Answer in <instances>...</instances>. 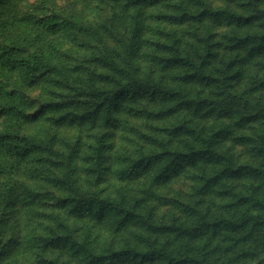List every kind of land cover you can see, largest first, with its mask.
<instances>
[{
  "label": "trees",
  "instance_id": "trees-1",
  "mask_svg": "<svg viewBox=\"0 0 264 264\" xmlns=\"http://www.w3.org/2000/svg\"><path fill=\"white\" fill-rule=\"evenodd\" d=\"M221 1L0 0V264H264V0Z\"/></svg>",
  "mask_w": 264,
  "mask_h": 264
},
{
  "label": "rangeland",
  "instance_id": "rangeland-1",
  "mask_svg": "<svg viewBox=\"0 0 264 264\" xmlns=\"http://www.w3.org/2000/svg\"><path fill=\"white\" fill-rule=\"evenodd\" d=\"M221 2V0H214V4H220ZM121 5V0H26L18 13L19 15L34 13L39 16L45 14H57L66 19L86 21L88 24L99 28L108 40L113 41L116 38V36L113 35V30H115L116 26L121 25L125 15ZM25 29L30 30V27H26ZM229 29V27L223 26L218 27L217 31L218 34H222L229 31ZM73 45L77 47L75 43H73ZM259 61H264V54L252 58L248 65L249 69L253 68L255 65L256 67L259 66ZM259 67H257L258 70L262 72ZM262 94L264 95V93H261L260 95ZM61 130L66 135L72 133L71 129L65 130L62 128ZM250 130L251 129L247 128L244 132H250ZM237 131L242 132L240 129H237ZM224 145H230L232 149L238 151L243 148L232 139H227V141L224 142ZM170 184L171 185L167 187L166 190H171L172 188H188V181L185 182L183 178H178Z\"/></svg>",
  "mask_w": 264,
  "mask_h": 264
}]
</instances>
